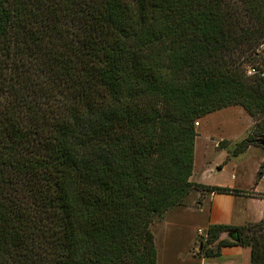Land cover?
Listing matches in <instances>:
<instances>
[{
  "label": "trees",
  "instance_id": "1",
  "mask_svg": "<svg viewBox=\"0 0 264 264\" xmlns=\"http://www.w3.org/2000/svg\"><path fill=\"white\" fill-rule=\"evenodd\" d=\"M260 44L264 0H0V264H156L154 218L239 193L190 181L194 122L264 117ZM256 228L211 225L200 252L264 264Z\"/></svg>",
  "mask_w": 264,
  "mask_h": 264
},
{
  "label": "rangeland",
  "instance_id": "2",
  "mask_svg": "<svg viewBox=\"0 0 264 264\" xmlns=\"http://www.w3.org/2000/svg\"><path fill=\"white\" fill-rule=\"evenodd\" d=\"M259 46L257 49H259ZM250 58L242 67L244 71L246 70L247 64H254L258 60L256 57L251 62L252 59L250 60ZM205 117H202L204 118L203 120L202 118L196 120L200 125L199 128L195 126L194 122L197 136L194 148V176L192 181H197L194 183L205 186L219 187V185L222 186L223 184L228 185L232 183L231 176L233 173H236V189L243 184L249 185L255 177L258 178L257 173L261 164L264 162V155L260 152L261 150H255L254 148L240 155H234V150L247 137L251 140L261 139L262 135H260V131L261 126L264 124V117L260 115L251 117L238 105L222 108ZM206 142L210 150L205 148ZM230 143H235L231 149H229ZM219 150H224L230 156L227 157L225 154L219 159L220 156L218 157L217 154L214 155V152L216 153ZM227 158H230V160L227 161ZM224 160V167L217 172L216 168L221 166ZM197 193L207 195L202 203L208 206V196L212 195L213 192L200 193L198 191H192L190 192L191 196H187L182 205L175 206L161 217L154 218L150 228L154 235V245L157 251L156 264H201V259L198 256L201 254L200 244L204 243L203 250L208 247L205 245V241L208 228L211 225L205 226L206 219L204 214H200L196 209L197 204L195 205V203L197 199L195 195ZM238 218L243 221L245 215H239ZM247 224L251 223L238 226ZM214 225L232 226L228 224ZM199 230L200 233L198 232ZM252 233L251 231L247 234L251 235ZM254 233L263 241L261 235L264 231L261 228H256ZM224 234H220L219 239L225 235L223 239L229 238L227 234ZM215 247L216 244L213 245L212 249L215 250ZM225 261L226 258L215 260V262L219 263Z\"/></svg>",
  "mask_w": 264,
  "mask_h": 264
},
{
  "label": "crops",
  "instance_id": "3",
  "mask_svg": "<svg viewBox=\"0 0 264 264\" xmlns=\"http://www.w3.org/2000/svg\"><path fill=\"white\" fill-rule=\"evenodd\" d=\"M206 118V117H205ZM204 118H202L203 120ZM200 125H198V128ZM248 139V137H247ZM245 140V139H244ZM221 141V140H220ZM205 148H208L207 142L205 143ZM235 143H230L229 149L232 148V145ZM217 145V143H216ZM261 150L264 155V149L262 147L256 145H248L244 148L239 154H244L250 149ZM214 149V148H213ZM221 159L223 155H225L224 150H219L218 152H214ZM229 157L230 155H227ZM230 158H227V161ZM225 160L222 161V165L216 168L217 172L222 170L224 167ZM232 175V174H231ZM194 172L192 170V175L190 177V181L193 180ZM253 178V177H252ZM230 184H223L219 187L236 189V173H233L231 176ZM197 182V181H192ZM199 182V181H198ZM236 190L239 193L234 194H217L213 193L208 196L209 205L202 203L204 199H206L207 195L196 194L195 198L197 199L195 205L198 212L204 214L206 223L205 226L214 225V224H228L232 226H238L246 223H256L261 220H264V175L261 178L253 179L249 185L239 186ZM188 196H191L190 194ZM238 202V203H237ZM206 206V209H205ZM239 215H245L244 220L238 218ZM236 221V222H235ZM242 223V224H239ZM225 235V234H224ZM226 236V235H225ZM225 236H222L223 239ZM199 254V253H198ZM250 249L247 247L240 246H231L221 248L219 251V256L214 258H205L203 254H199L198 256L201 259V264H250ZM226 258L225 262L219 263L215 262L216 259Z\"/></svg>",
  "mask_w": 264,
  "mask_h": 264
},
{
  "label": "built area",
  "instance_id": "4",
  "mask_svg": "<svg viewBox=\"0 0 264 264\" xmlns=\"http://www.w3.org/2000/svg\"><path fill=\"white\" fill-rule=\"evenodd\" d=\"M254 55L258 58V60H256L257 62L254 64H247L244 73L248 78H258L264 80V44H261L259 49H256ZM198 125L199 123L195 122V126ZM198 232L200 233V230Z\"/></svg>",
  "mask_w": 264,
  "mask_h": 264
},
{
  "label": "water",
  "instance_id": "5",
  "mask_svg": "<svg viewBox=\"0 0 264 264\" xmlns=\"http://www.w3.org/2000/svg\"><path fill=\"white\" fill-rule=\"evenodd\" d=\"M260 146L264 149V135L259 139Z\"/></svg>",
  "mask_w": 264,
  "mask_h": 264
}]
</instances>
